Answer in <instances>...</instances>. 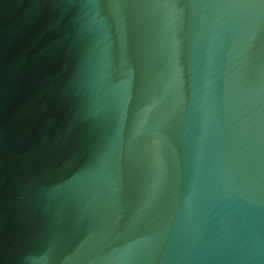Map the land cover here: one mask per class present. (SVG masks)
Returning a JSON list of instances; mask_svg holds the SVG:
<instances>
[{"label":"water","instance_id":"95a60500","mask_svg":"<svg viewBox=\"0 0 264 264\" xmlns=\"http://www.w3.org/2000/svg\"><path fill=\"white\" fill-rule=\"evenodd\" d=\"M0 264H264V0H0Z\"/></svg>","mask_w":264,"mask_h":264}]
</instances>
